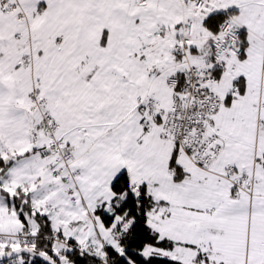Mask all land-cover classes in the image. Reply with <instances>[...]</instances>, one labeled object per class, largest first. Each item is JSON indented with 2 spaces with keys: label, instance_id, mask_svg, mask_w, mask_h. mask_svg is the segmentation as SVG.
I'll list each match as a JSON object with an SVG mask.
<instances>
[{
  "label": "snow or ice",
  "instance_id": "obj_1",
  "mask_svg": "<svg viewBox=\"0 0 264 264\" xmlns=\"http://www.w3.org/2000/svg\"><path fill=\"white\" fill-rule=\"evenodd\" d=\"M0 264H264V0H0Z\"/></svg>",
  "mask_w": 264,
  "mask_h": 264
}]
</instances>
